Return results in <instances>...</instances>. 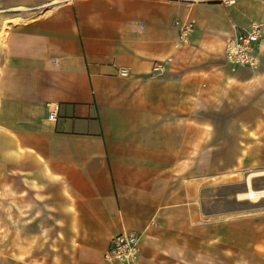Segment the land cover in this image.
<instances>
[{
    "label": "crops",
    "instance_id": "1",
    "mask_svg": "<svg viewBox=\"0 0 264 264\" xmlns=\"http://www.w3.org/2000/svg\"><path fill=\"white\" fill-rule=\"evenodd\" d=\"M253 22L257 65H232L225 40ZM249 188L264 190V0H0V264H116L127 232L133 264H233L234 241L264 264Z\"/></svg>",
    "mask_w": 264,
    "mask_h": 264
},
{
    "label": "built area",
    "instance_id": "2",
    "mask_svg": "<svg viewBox=\"0 0 264 264\" xmlns=\"http://www.w3.org/2000/svg\"><path fill=\"white\" fill-rule=\"evenodd\" d=\"M228 3V1H224ZM193 30L191 22L184 21L178 25V39L185 43ZM262 33L259 23L253 22L247 29H239L232 36L228 37L224 43V55L226 60L235 66L255 67L258 62L257 43ZM121 75H125L124 69L120 70ZM58 105L52 104L48 113V118L56 119ZM140 234L135 232L120 233L112 240L109 249L105 253V258L116 264H133L139 255Z\"/></svg>",
    "mask_w": 264,
    "mask_h": 264
},
{
    "label": "rangeland",
    "instance_id": "3",
    "mask_svg": "<svg viewBox=\"0 0 264 264\" xmlns=\"http://www.w3.org/2000/svg\"><path fill=\"white\" fill-rule=\"evenodd\" d=\"M252 199H256V198H252ZM239 248H240V242L234 241L233 242V250H234L233 264H246L247 259L242 258L241 252H236V250H238Z\"/></svg>",
    "mask_w": 264,
    "mask_h": 264
},
{
    "label": "bare ground",
    "instance_id": "4",
    "mask_svg": "<svg viewBox=\"0 0 264 264\" xmlns=\"http://www.w3.org/2000/svg\"><path fill=\"white\" fill-rule=\"evenodd\" d=\"M264 194V190L262 191H254L253 189L249 188V190L247 191V193L243 194L241 196H246V197H250V198H257V196L259 197L260 195Z\"/></svg>",
    "mask_w": 264,
    "mask_h": 264
}]
</instances>
